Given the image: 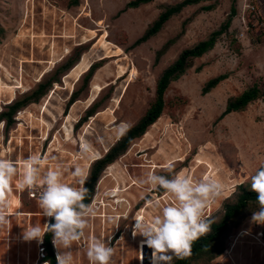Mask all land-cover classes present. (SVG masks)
<instances>
[{
  "label": "rangeland",
  "instance_id": "obj_1",
  "mask_svg": "<svg viewBox=\"0 0 264 264\" xmlns=\"http://www.w3.org/2000/svg\"><path fill=\"white\" fill-rule=\"evenodd\" d=\"M133 1L78 0L76 5L73 0H0V115L8 112L7 102L12 98L14 102L27 98L35 102L19 110L8 128L0 118V158L22 162L38 154L44 160L42 174L59 164L64 181L79 186V178L72 175L75 168H82L88 178L92 166L88 164L93 155L103 158L120 140L117 127L121 122H128L131 128L138 125L156 102L161 74L184 51L220 30L233 4V0H218L188 7L173 16L156 37L135 47L158 16L186 0H156L139 9L127 10ZM85 3L90 4L88 11ZM235 3L237 15L230 29L211 52L192 60L185 74L171 83L161 118L105 169L94 189L90 204H95L94 215L89 217L85 232L105 240L114 249L111 264L141 263L144 252L140 242L144 237L139 234L135 239L134 219L150 202L152 206L146 210L144 222L150 225L164 207L158 200L167 194L165 190L139 183L149 172L140 167L145 162L162 166L181 158L183 161L169 168L171 171L164 169L156 174L169 178L178 173L189 177L196 174L197 180L204 179L205 174V170H198L199 159L212 166V177L223 187L220 196L205 210L206 219L213 221L211 232L205 236L213 234V226L222 222L227 206L237 204L244 192H252L250 177L264 165V0H235ZM211 6L212 11H204ZM100 22L102 28L97 27ZM105 32L109 42L123 50V57L104 59L108 54L99 40ZM84 40L91 41L82 45ZM166 47L167 52L156 63L157 55ZM67 48L70 53L66 56ZM85 55L100 69L88 86H84L85 74L73 85V93L78 92L81 102L74 108L78 101L70 105L73 93L63 86L70 68H64L67 65L72 68ZM51 62L59 63L50 68ZM48 69L51 71L38 81L41 72ZM134 69L137 75L129 83ZM119 72L125 76L119 79ZM221 75L228 76V80L203 96L206 84ZM1 83L22 89L8 90ZM42 84L49 86L48 91L44 97H38L35 93ZM55 84L61 89L54 95L51 92L55 91ZM93 84L103 91L86 110L84 105L91 97ZM253 87L258 88L259 99L242 112L221 119L228 103ZM117 100L122 101L118 106L114 104ZM88 114L93 117L88 118ZM173 131L184 141L181 152ZM83 141L89 148L86 152L80 150ZM132 182L142 189H129ZM116 189L122 193L112 198ZM117 200L128 201L115 205ZM257 208L256 203H250L192 264H264V225L251 222ZM168 255L170 261L161 264H176L179 257Z\"/></svg>",
  "mask_w": 264,
  "mask_h": 264
},
{
  "label": "clouds",
  "instance_id": "obj_2",
  "mask_svg": "<svg viewBox=\"0 0 264 264\" xmlns=\"http://www.w3.org/2000/svg\"><path fill=\"white\" fill-rule=\"evenodd\" d=\"M130 128L128 122H121L117 127V135L125 136ZM21 163L19 187L32 190L42 186L39 207L45 217L54 219V223L43 227L39 223L27 226L24 238L42 242L46 232H50L57 248V264H74L72 246L85 236L89 217L94 215L92 207L84 202L89 196V190L84 187L87 177L83 169L76 167L72 173L79 178V186H75L64 181L62 166L59 164L49 167L42 174L44 160L38 154L30 155L22 162L0 158V225L8 223L6 197L12 190V182ZM250 181L258 205L252 213L251 222L264 225V165L250 177ZM139 183L159 187L175 201L163 207L150 225L139 221L135 225L139 234L145 237L147 246L153 250L154 260L157 264L168 262L171 259L168 253L179 258L190 256L193 244L211 232L213 221L206 219L205 210L220 196L222 183L209 178L194 180L182 173L169 178L152 171L140 179ZM113 255L114 249L103 239L94 238L88 245L87 257L91 264H111Z\"/></svg>",
  "mask_w": 264,
  "mask_h": 264
},
{
  "label": "trees",
  "instance_id": "obj_3",
  "mask_svg": "<svg viewBox=\"0 0 264 264\" xmlns=\"http://www.w3.org/2000/svg\"><path fill=\"white\" fill-rule=\"evenodd\" d=\"M73 1L74 4H78V0ZM155 1L156 0H135L129 3L126 9H139L141 6L152 4ZM210 1L218 0H186L174 7L167 8L160 16H158V20L145 33V35L140 40L138 39L134 46H141L147 43L152 38L156 37L164 28V26L173 18V16L179 15L183 12L184 9L199 5L202 2ZM235 4V0H233L231 14L228 17L227 22L221 26L220 30L214 32L208 40L199 43L193 49L184 51L176 60V62L167 70H165L163 74H161L162 76L157 84L156 102L147 112L146 116L138 123V125L131 128L125 136L121 137V139L109 150V152L103 158L93 163L87 181L84 185V187L89 190V196L84 201L86 204H91L95 194L94 189H96L98 181L105 169L113 165L121 156H123L129 149L131 143L136 139L142 138L146 134L147 130L161 118L165 107L164 97L171 83L178 81L183 76V74H185L189 63L192 60L200 59L211 52L215 48L218 40L230 29L232 20L237 15ZM213 9L214 7L211 6L205 8L204 11L210 12ZM167 50L168 48L166 47L164 50L159 52V54L157 55L156 63L160 61L161 57L167 52ZM69 68L71 69V65H67L64 69L66 70ZM99 69L100 66L98 64H93L91 66L88 73L85 74L86 76L84 77V86L89 85L90 81L94 77V73H96ZM226 80H228V76L221 75L218 78L209 81L203 89V96L210 94L214 89H216L221 83ZM48 87L47 85H40L38 91L35 94H38V97H44L47 94ZM258 99L259 90L258 88L253 87V89L244 93L240 98L230 101L221 119L230 114L242 112L250 104H252L253 101L255 102ZM78 100L79 94L75 91L70 98V105H73ZM32 103L35 102H33L31 98H27L23 102H13L11 105H9L8 112H3L0 115V118H3V120L6 121V128L10 127L13 124V116L19 110L26 108ZM87 117H93V114H88ZM255 201L256 194L254 192H244V194L239 198L237 204L227 206L225 208V215L222 222L219 225L213 226V234L201 237L198 241H196L192 246L191 255L184 258H179L176 264H192V262L195 261L201 253L207 251V248H209L211 242L218 240L225 233L229 223L233 219H235L242 211H244L250 203H256ZM50 223H54V219H52ZM51 243L52 234L50 232H47L45 236V244L47 245V249L50 248ZM50 263L56 264L55 258H50Z\"/></svg>",
  "mask_w": 264,
  "mask_h": 264
},
{
  "label": "crops",
  "instance_id": "obj_4",
  "mask_svg": "<svg viewBox=\"0 0 264 264\" xmlns=\"http://www.w3.org/2000/svg\"><path fill=\"white\" fill-rule=\"evenodd\" d=\"M18 169V174L12 182V190L6 197L8 223L0 225V264H47L50 258L56 260L57 254V248L53 242L49 249L46 248L47 232L42 242L36 239L26 240L24 232L27 226L39 223L43 227L49 224L52 218H46L38 204L42 186H37L32 190L20 188L22 165H18ZM92 239L94 236L86 232L82 239L73 244L71 251L74 264H91L87 257V248Z\"/></svg>",
  "mask_w": 264,
  "mask_h": 264
},
{
  "label": "bare ground",
  "instance_id": "obj_5",
  "mask_svg": "<svg viewBox=\"0 0 264 264\" xmlns=\"http://www.w3.org/2000/svg\"><path fill=\"white\" fill-rule=\"evenodd\" d=\"M31 1V0H30ZM89 2V1H88ZM90 5V4H89ZM87 3H85L84 4V8H85V11L87 10V8H88V6H89ZM32 7V6H31ZM36 7H37V4H36ZM88 11V10H87ZM32 12V11H31ZM33 16V15H32ZM89 16V14L88 13H86L85 14V17H88ZM29 17V16H28ZM69 17V16H68ZM80 18V17H79ZM78 18V19H79ZM75 19V18H74ZM30 20V19H29ZM76 21V20H75ZM30 23V22H29ZM33 23V22H32ZM78 23H79V21H78ZM96 23V22H95ZM80 24V23H79ZM102 25H103V22H100V23H98V25H97V27H99V28H102ZM98 28V29H99ZM89 30V29H88ZM94 31H96V30H94ZM86 32V31H85ZM93 34H94V32L93 31H91ZM91 33V34H92ZM88 34V33H87ZM22 35V34H21ZM43 35V34H42ZM74 35V34H73ZM88 35H90V34H88ZM32 36V35H31ZM20 37H22V36H20ZM37 37V36H36ZM24 38V37H23ZM22 38V39H23ZM95 37H93L92 39H94ZM21 39V38H20ZM28 39H29V37H28ZM91 39V40H92ZM109 35H108V33L107 32H105V34L103 35V37H102V39L101 40H99L100 41V44H101V48L103 49V51L105 52H107V54H108V56H106V57H104V59H110V58H121V57H123L125 54H124V52H123V50L121 49V48H119V47H117V46H115L114 44H112V43H110L109 42ZM91 40H87V41H85V42H83L82 43V45H84V44H87V43H89ZM99 44V43H98ZM97 44V45H98ZM99 44V45H100ZM116 44V43H115ZM54 45V44H53ZM80 47V46H79ZM95 47V46H94ZM68 49V48H67ZM95 52V51H94ZM69 53H70V51H69V49L66 51V56L67 55H69ZM66 56H64L61 60H59V62H61ZM62 57V56H61ZM100 58V57H99ZM101 59H102V57H101ZM102 61V60H101ZM23 62V61H22ZM25 62V61H24ZM59 62H57V63H59ZM30 63V62H29ZM35 63V62H34ZM57 63H55V62H51L50 64H51V67L50 68H52V67H54ZM93 65V63L92 62H89L88 61V58H87V56L85 55V56H83L82 58H81V60H79V62L76 64V65H74L71 69H70V71L69 72H67L66 74V76L64 77V84H63V86H66V90H70L71 91V94L73 93V85L75 86L76 84H78L80 81H81V79H82V77L84 76V74H86V73H88V71L90 70V68H91V66ZM132 65V64H131ZM51 71V69L49 70H46V71H44V72H41V76L39 77V79H38V81H41L42 79H43V77H45V75H46V73H48V72H50ZM120 71V70H119ZM120 73V72H119ZM124 73V72H123ZM123 73H120V77H119V79L120 78H122L123 76H125V75H121V74H123ZM137 73V71H136V69H134V70H132V73H130L131 75H130V78H129V83H131L133 80H134V78L136 77V74ZM119 75V74H118ZM119 79H118V81H119ZM73 81V84H70L69 83V81ZM114 83V82H113ZM3 86H4V88L5 89H8V90H14V89H22V87H17V86H15V87H10V86H7V85H4V83H1ZM108 85V84H107ZM55 91L54 92H51V94H54V93H56L58 90H60L61 89V87L57 84V85H55ZM70 87V88H69ZM128 88V87H127ZM64 89V88H63ZM91 97L88 99V102L86 101V105H84V106H86V110H88V109H90L92 106H93V104L95 103V101L97 100V98H98V96L102 93V91H103V88L102 87H100V86H98V85H96V84H93L92 85V88H91ZM6 92V91H5ZM55 95V94H54ZM12 98V97H11ZM124 98V97H123ZM14 99L15 98H12L9 102H7V105H11L13 102H14ZM121 101V100H120ZM120 101L119 100H117V101H114V104L116 105V106H118V105H120L119 103H120ZM122 102V101H121ZM79 104H81V102H77L76 104H75V106H74V108L77 106V105H79ZM103 112V111H102ZM105 112V111H104ZM112 113H113V111H111ZM22 114L23 113H21V115H20V117L18 118V121H21V116H22ZM115 114V113H114ZM24 115H26V114H24ZM23 115V116H24ZM100 114H98L96 117H95V119L99 116ZM108 115V114H107ZM70 119H71V117H70ZM94 119V118H93ZM95 119L93 120V122L95 121ZM89 129H91V128H89ZM185 130V129H184ZM18 132V131H17ZM21 132V131H20ZM45 132V131H44ZM63 133V132H62ZM173 133V135L175 136V138L177 139V142H178V145H179V151L181 152L182 151V149H181V147H182V145H183V143H184V141H183V139H182V137L178 134V133H176V132H172ZM185 134V133H184ZM43 136H44V134H43ZM61 136V135H60ZM48 137V136H47ZM82 137V136H81ZM121 139V138H120ZM189 139V138H188ZM30 140V139H29ZM14 141V140H13ZM56 142V141H55ZM53 145V144H52ZM79 147H80V143H79ZM88 146L85 144V142L83 141L82 142V145H81V147H80V150H82V152H86V151H88ZM189 155V154H188ZM80 157V156H79ZM101 157L98 155H93V158H92V160H91V162L88 164V166H90L91 164L93 165V163L95 162V161H97V160H99ZM185 158V157H184ZM175 159V158H174ZM149 161V160H148ZM183 161V159H181V158H178V159H175V160H169L168 162H166L164 165H162V166H160V165H158L157 163H154V162H145V165H140V167L142 168V169H148V171H152V172H157V171H159V170H164V169H169V168H171L174 164H176V163H179V162H182ZM70 162V161H69ZM197 164V167H198V170H205V174L203 175V178L205 179V178H209V179H214L213 177H212V174H213V168H212V166L208 163V162H205V161H203V160H201V159H199L198 160V163H196ZM20 165V164H19ZM87 166V167H88ZM197 170V171H198ZM89 175V174H88ZM196 174H193L192 175V177L191 178H193L194 180H197L196 179V176H195ZM202 179V178H201ZM100 181V180H99ZM128 186V185H127ZM138 189V190H141L142 188L140 187V185L137 183V182H132V184H131V187L129 188V189ZM124 191H128V189H124ZM123 191V192H124ZM131 191V190H130ZM152 192V191H151ZM120 193H122V191L121 190H119V189H116L115 191H112V198H117L118 196H119V194ZM145 193V192H144ZM128 201V200H127ZM127 201L126 200H117L116 202H114L115 203V205L117 204V205H119V204H122V203H127ZM163 202L164 203V207H165V205L166 206H168L169 204H173V203H175V201L171 198V196L167 193L165 196H164V198H162L161 197V199H159L158 200V202ZM106 202V201H105ZM102 204V203H101ZM130 204V203H129ZM94 203L91 205V207H94ZM99 205V204H98ZM161 205V204H160ZM131 206V205H130ZM152 206V204L149 202L148 203V205L146 206V208L139 214V215H137V217L134 219V227H133V230L135 231V239H136V237L139 235V231L135 228V225L137 224V222L139 221V222H142V223H144L145 222V220H146V217H145V215H146V210L149 208V207H151ZM113 207V206H112ZM161 207H163V204L161 205ZM30 215H32V214H30ZM35 216V215H34ZM128 217H129V215H128ZM207 217H209V216H207ZM47 218V217H46ZM104 218H106V216H104ZM114 218H122V217H114ZM46 221H47V219H46ZM140 244H142V249H143V259H142V261H141V263L140 264H148V263H146L145 262V259H146V256H147V253H149L150 254V256H151V259H152V264H157V261H155L154 260V258H153V250L151 249V248H149L148 246H147V244H146V242H145V237H144V240H142L141 242H140ZM139 264V263H138Z\"/></svg>",
  "mask_w": 264,
  "mask_h": 264
},
{
  "label": "water",
  "instance_id": "obj_6",
  "mask_svg": "<svg viewBox=\"0 0 264 264\" xmlns=\"http://www.w3.org/2000/svg\"><path fill=\"white\" fill-rule=\"evenodd\" d=\"M108 152H109V151H108ZM108 152H107V153H108ZM145 262H146V263H151V262H152V259H151V256H150L149 253H147V256H146Z\"/></svg>",
  "mask_w": 264,
  "mask_h": 264
},
{
  "label": "built area",
  "instance_id": "obj_7",
  "mask_svg": "<svg viewBox=\"0 0 264 264\" xmlns=\"http://www.w3.org/2000/svg\"><path fill=\"white\" fill-rule=\"evenodd\" d=\"M34 196V195H33ZM42 252H44V249H42ZM43 256H44V254H43Z\"/></svg>",
  "mask_w": 264,
  "mask_h": 264
}]
</instances>
